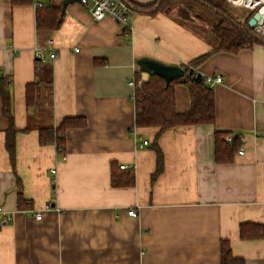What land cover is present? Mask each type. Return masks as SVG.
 Segmentation results:
<instances>
[{
	"label": "crops",
	"instance_id": "crops-1",
	"mask_svg": "<svg viewBox=\"0 0 264 264\" xmlns=\"http://www.w3.org/2000/svg\"><path fill=\"white\" fill-rule=\"evenodd\" d=\"M63 1L0 0V76L10 81L18 130L13 159L0 96V264H220L223 241L246 264H264V239L240 238L242 224L264 225V44L213 52L215 23L189 20L182 6L130 8L124 26L95 21L76 2L58 29L38 30L37 4ZM240 9L244 17L232 16L242 23L250 13ZM141 59L222 76L213 88L215 123L137 128L132 98ZM45 68L51 85L38 87L29 107L26 88L44 79ZM175 98L177 112L190 109L185 85L175 86ZM72 117L87 124L66 132L63 154L42 145L37 129L26 131L36 121L59 127ZM216 131L238 135L244 154L240 149L233 163H217ZM155 143L163 155L158 175ZM114 172L122 180L133 175L134 184L114 186ZM132 209L137 217L129 216Z\"/></svg>",
	"mask_w": 264,
	"mask_h": 264
},
{
	"label": "trees",
	"instance_id": "trees-1",
	"mask_svg": "<svg viewBox=\"0 0 264 264\" xmlns=\"http://www.w3.org/2000/svg\"><path fill=\"white\" fill-rule=\"evenodd\" d=\"M14 6L32 4L34 0H11ZM130 8L141 11H150L156 5L158 11L166 12L170 8L181 7L186 9L193 19L203 21L206 15L201 9H206L212 16L219 18V21L209 29L211 41L215 44V51L237 54L238 52L251 49L255 44L264 43V38L255 34L253 28L249 26L250 17L244 22H239L227 10L226 0H157L150 6H139L127 2ZM197 9V10H196ZM156 11V12H158ZM153 13V12H152ZM207 13V12H206ZM208 15V13H207ZM64 14L62 7H37L36 26L38 30H56L62 23ZM213 52L202 55L191 62L192 66L203 63ZM97 63H99L97 61ZM102 63V62H101ZM185 77L167 84L159 76H151L147 81L142 82L141 71L135 75V91L133 101L135 104V125L137 128H160V131L176 127L190 125H213L215 123V96L213 89L208 88L203 80L194 78V72L186 67ZM45 76L39 84H29L26 88L27 104L29 107L36 105L38 98V87L41 85H51V70L45 68ZM183 84L187 87L190 95L191 106L185 113L176 111L175 86ZM0 96L2 99V111L4 117L9 122L6 134V148L10 156L14 159L16 152V136L18 130L15 127L12 112V95L10 91V81L0 76ZM50 111L47 110V116ZM32 120H39L33 116ZM30 119V120H31ZM87 124L85 118L72 117L65 119L59 127H52L41 121L28 126L26 131L37 129L39 131L40 143L42 145L54 144L58 151L63 154L66 147V132L70 129L83 128ZM233 136L229 132H215V160L219 164H230L235 161V157L242 145L240 137L232 142L228 141ZM158 154V169L156 175L162 171V152L157 143L154 146ZM130 175V173H129ZM135 178L133 175L126 180L116 177L113 173L114 186L133 185ZM21 200V198H20ZM20 207L21 202H20ZM240 238L244 241L264 239V225L254 223H244L240 226ZM220 264H246L244 259L237 258L233 254L229 241L221 243Z\"/></svg>",
	"mask_w": 264,
	"mask_h": 264
},
{
	"label": "built area",
	"instance_id": "built-area-1",
	"mask_svg": "<svg viewBox=\"0 0 264 264\" xmlns=\"http://www.w3.org/2000/svg\"><path fill=\"white\" fill-rule=\"evenodd\" d=\"M227 4L247 10L250 13L251 18L253 15L258 12L259 9H264V0H226ZM78 3L85 8L89 14L92 16L95 21H102L105 19H112L116 23L120 25L127 26L128 18L131 13L130 7L125 0H78ZM44 6L42 2L37 4V7ZM253 31L255 34L264 38V13L261 15V19L257 20V23L254 25ZM52 44V41H50ZM36 57L39 60L45 61L46 59L38 50L36 53ZM56 57V52L53 48L50 49L49 58L54 59ZM192 71L193 69L190 68ZM194 78H200L203 80L205 85L213 89L215 85L222 83L223 77L220 75L217 76H202L200 74L194 73ZM133 99V98H132ZM230 141V139H228ZM149 144L148 141H144L140 147L147 146ZM239 154H244V150L241 149ZM65 156V155H64ZM121 169H125L126 166H120ZM55 173V170H52ZM2 208L0 206V213H2ZM129 216L137 217L138 214L135 210H130L128 212ZM36 218L38 220L41 219V214H36ZM10 219V217H7Z\"/></svg>",
	"mask_w": 264,
	"mask_h": 264
},
{
	"label": "water",
	"instance_id": "water-1",
	"mask_svg": "<svg viewBox=\"0 0 264 264\" xmlns=\"http://www.w3.org/2000/svg\"><path fill=\"white\" fill-rule=\"evenodd\" d=\"M76 2H78V0H64L62 2V13H65L68 5L74 4ZM157 9L158 6L154 8V11ZM181 11L183 14L187 15L189 20H194L186 9L181 8ZM262 13H264L263 8L259 9L258 12H256L249 20V26L251 28L254 27L258 19H261ZM138 64L141 69L142 82L147 81L151 76H159L160 78H163L167 84H170L175 80L184 78L186 73V68H182L181 66L166 65L151 59H141L138 61ZM237 137L238 135H234L230 139V142H232Z\"/></svg>",
	"mask_w": 264,
	"mask_h": 264
},
{
	"label": "rangeland",
	"instance_id": "rangeland-1",
	"mask_svg": "<svg viewBox=\"0 0 264 264\" xmlns=\"http://www.w3.org/2000/svg\"><path fill=\"white\" fill-rule=\"evenodd\" d=\"M203 11H204V13L206 14V15H204L202 18H203V20L204 21H206L207 22V24H213V23H217L218 21H219V18H216L215 16H212V14L211 13H209V11H207L206 9H203V8H201ZM227 10H228V12L231 14V15H234L236 18H239L240 19V17L243 15V17H244V15L246 14V12L244 11V10H239V8L238 7H236V8H234L233 6H231V5H229V4H227ZM208 13V15H207V13ZM205 30H208V28H205L204 29V31ZM126 166V165H125ZM126 168H127V166H126ZM132 210H135V209H132ZM136 211V210H135Z\"/></svg>",
	"mask_w": 264,
	"mask_h": 264
}]
</instances>
